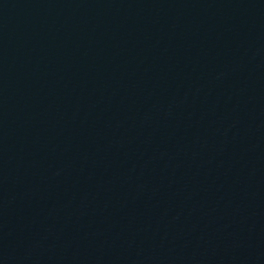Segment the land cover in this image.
<instances>
[{
	"label": "water",
	"instance_id": "water-1",
	"mask_svg": "<svg viewBox=\"0 0 264 264\" xmlns=\"http://www.w3.org/2000/svg\"><path fill=\"white\" fill-rule=\"evenodd\" d=\"M0 264H264V0H0Z\"/></svg>",
	"mask_w": 264,
	"mask_h": 264
}]
</instances>
